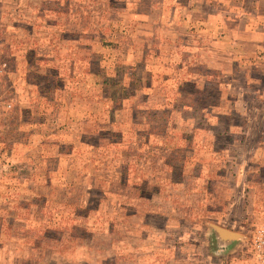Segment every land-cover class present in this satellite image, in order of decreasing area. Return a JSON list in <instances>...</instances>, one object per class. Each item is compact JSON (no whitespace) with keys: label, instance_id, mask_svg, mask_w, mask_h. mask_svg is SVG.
I'll return each mask as SVG.
<instances>
[{"label":"rangeland","instance_id":"1","mask_svg":"<svg viewBox=\"0 0 264 264\" xmlns=\"http://www.w3.org/2000/svg\"><path fill=\"white\" fill-rule=\"evenodd\" d=\"M167 1L0 0V264H262L264 50L171 78Z\"/></svg>","mask_w":264,"mask_h":264},{"label":"crops","instance_id":"2","mask_svg":"<svg viewBox=\"0 0 264 264\" xmlns=\"http://www.w3.org/2000/svg\"><path fill=\"white\" fill-rule=\"evenodd\" d=\"M170 2L168 0L167 4ZM174 9L183 23L178 30H171L170 41L177 47L173 50L179 51L182 57L176 55L172 60L176 64L170 66L176 65L177 69L170 67L167 75L171 78L204 80L231 74L229 79L233 83L235 72L245 70L231 51L245 49L259 53L264 50V0H184ZM247 56H250L248 52ZM151 73V78H159L157 72ZM241 98L238 95L236 101ZM179 142L185 146L184 140Z\"/></svg>","mask_w":264,"mask_h":264},{"label":"water","instance_id":"3","mask_svg":"<svg viewBox=\"0 0 264 264\" xmlns=\"http://www.w3.org/2000/svg\"><path fill=\"white\" fill-rule=\"evenodd\" d=\"M211 228L214 231L215 237L217 240H219L223 244H228L231 241H235L239 239V235L231 232L229 230H226L220 226L217 225H211Z\"/></svg>","mask_w":264,"mask_h":264},{"label":"built area","instance_id":"4","mask_svg":"<svg viewBox=\"0 0 264 264\" xmlns=\"http://www.w3.org/2000/svg\"><path fill=\"white\" fill-rule=\"evenodd\" d=\"M257 257L264 264V236L260 235L256 239Z\"/></svg>","mask_w":264,"mask_h":264}]
</instances>
